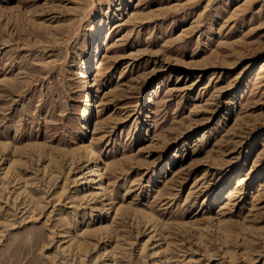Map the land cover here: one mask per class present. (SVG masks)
<instances>
[{
	"label": "rangeland",
	"instance_id": "1",
	"mask_svg": "<svg viewBox=\"0 0 264 264\" xmlns=\"http://www.w3.org/2000/svg\"><path fill=\"white\" fill-rule=\"evenodd\" d=\"M0 264H264V0H0Z\"/></svg>",
	"mask_w": 264,
	"mask_h": 264
},
{
	"label": "bare ground",
	"instance_id": "2",
	"mask_svg": "<svg viewBox=\"0 0 264 264\" xmlns=\"http://www.w3.org/2000/svg\"><path fill=\"white\" fill-rule=\"evenodd\" d=\"M151 93H152V92H151ZM93 157L96 158L94 155H93ZM93 157H92V158H93Z\"/></svg>",
	"mask_w": 264,
	"mask_h": 264
}]
</instances>
